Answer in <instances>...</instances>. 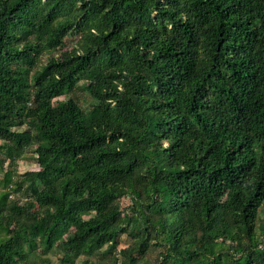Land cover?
Here are the masks:
<instances>
[{"label":"trees","instance_id":"16d2710c","mask_svg":"<svg viewBox=\"0 0 264 264\" xmlns=\"http://www.w3.org/2000/svg\"><path fill=\"white\" fill-rule=\"evenodd\" d=\"M0 230V264H264V0H0Z\"/></svg>","mask_w":264,"mask_h":264},{"label":"rangeland","instance_id":"374dc122","mask_svg":"<svg viewBox=\"0 0 264 264\" xmlns=\"http://www.w3.org/2000/svg\"><path fill=\"white\" fill-rule=\"evenodd\" d=\"M64 96L67 93V91L63 92ZM40 168V165L38 164V162L35 160L33 154L31 153V150L29 152V154H27L26 156L20 158L17 162V170L19 172H24L27 170H37ZM132 196H126L123 200H122V206L123 207H130L132 206ZM142 232V228L141 227H136L135 231L131 234L128 235V237L125 239V241H123L120 246H124L125 244H128V242H130L131 240L137 238ZM3 233L2 230H0V234ZM123 260V257H120ZM53 260L57 262L56 257H53Z\"/></svg>","mask_w":264,"mask_h":264}]
</instances>
